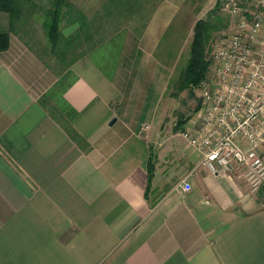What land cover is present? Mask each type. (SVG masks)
Returning a JSON list of instances; mask_svg holds the SVG:
<instances>
[{
    "label": "crops",
    "instance_id": "obj_1",
    "mask_svg": "<svg viewBox=\"0 0 264 264\" xmlns=\"http://www.w3.org/2000/svg\"><path fill=\"white\" fill-rule=\"evenodd\" d=\"M179 8L158 1L133 40L113 35L62 68L9 31L0 264H264V180L250 190L201 162L181 133L199 103L183 120L165 118L170 74L156 51ZM61 22L64 35L77 28Z\"/></svg>",
    "mask_w": 264,
    "mask_h": 264
},
{
    "label": "built area",
    "instance_id": "obj_2",
    "mask_svg": "<svg viewBox=\"0 0 264 264\" xmlns=\"http://www.w3.org/2000/svg\"><path fill=\"white\" fill-rule=\"evenodd\" d=\"M231 27L212 41L210 76L200 84L197 117L182 129L216 173L264 180V0H220ZM181 188L190 184L182 180Z\"/></svg>",
    "mask_w": 264,
    "mask_h": 264
},
{
    "label": "rangeland",
    "instance_id": "obj_3",
    "mask_svg": "<svg viewBox=\"0 0 264 264\" xmlns=\"http://www.w3.org/2000/svg\"><path fill=\"white\" fill-rule=\"evenodd\" d=\"M80 4L89 10H93L99 4L100 0H77ZM160 0H151L144 3V8L140 15L136 17L132 14L134 5L132 3L131 10L127 11L125 8L120 10L119 15L116 17L108 16L107 22H109V37L113 35H123L126 38V34L129 33L131 40H133L138 26L142 23L143 18L146 17L154 5ZM180 2V8L176 14L171 28H169L168 36H166L160 43L156 53L158 61L165 67L166 73H169V85L168 90L165 92L166 102L165 118L168 120L171 118L173 121L179 120L192 114L194 107L200 101L199 90L200 84L209 79L210 76V61L205 78L196 85H186L184 87L178 86V79L183 69L185 62L189 56V45L192 38V27L194 22L200 17H208L211 20V26L208 29V35L206 38V49L208 51V57H210L212 41L218 36L222 30H227L231 27L232 17L221 8L220 0H174ZM216 1L219 2L217 7ZM47 3L46 0H26L23 13L20 19L15 25V32L23 38V40L29 44V46H35L42 54L45 55V60L53 66L62 68L65 66L71 55L76 51L72 48H65L60 50H49V42L46 38L43 27V12L42 6ZM153 5V6H152ZM216 7V9H215ZM213 9L216 10L213 12ZM0 20L3 14L6 12L0 11ZM64 24L60 22V31ZM137 26V27H136ZM115 28V29H114ZM114 29V30H113ZM128 31V32H127ZM62 32V31H61ZM127 36V37H128ZM120 38V36H115ZM43 46V47H42ZM75 47V46H74ZM58 49V48H57ZM61 59L57 58L60 55ZM69 54V55H68ZM64 55V58L62 56ZM174 92V93H173ZM171 123V122H169ZM171 125V124H169Z\"/></svg>",
    "mask_w": 264,
    "mask_h": 264
},
{
    "label": "trees",
    "instance_id": "obj_4",
    "mask_svg": "<svg viewBox=\"0 0 264 264\" xmlns=\"http://www.w3.org/2000/svg\"><path fill=\"white\" fill-rule=\"evenodd\" d=\"M46 1L47 3L42 6V12L44 15L43 27L49 42V50L56 51L67 48L70 52L74 48L76 50L74 55H79L92 49L109 36L108 16L116 17L121 14L120 10L123 8L127 11L131 10L132 3L134 9L131 15H140L144 8V3L151 0H100L97 7L89 10V13H87L88 10L86 8L80 6V2L77 0ZM25 2L26 0H0V11L6 12L9 22L8 30L0 29V50L8 46L9 31H15V25L20 19L23 10L27 9ZM216 4L218 7L219 2L216 1ZM215 11L213 9V12ZM209 16L200 17L193 24L189 56L180 73L178 88L186 85H196L206 76L209 61L211 62L206 49L208 29L212 25ZM62 20L66 23L76 22L77 28L71 34H62L59 28ZM152 173L153 163L149 161L147 163V185Z\"/></svg>",
    "mask_w": 264,
    "mask_h": 264
}]
</instances>
